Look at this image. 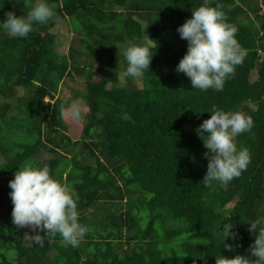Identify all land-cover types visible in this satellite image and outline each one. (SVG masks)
<instances>
[{"label":"trees","instance_id":"trees-1","mask_svg":"<svg viewBox=\"0 0 264 264\" xmlns=\"http://www.w3.org/2000/svg\"><path fill=\"white\" fill-rule=\"evenodd\" d=\"M47 2L56 5L59 20L71 18L85 32L80 42L88 60L74 62L72 49L68 60L55 52L54 20L35 24L25 38L10 37L0 27V175L12 180L40 151L52 154L36 167L47 165L53 178L72 189L79 222L89 231L78 247L65 246L59 235L46 237L41 247L31 238L36 233L12 223L10 204L0 213V264H205V259L215 264L218 255L248 256L256 235L248 223L263 219L257 207L264 203V8L252 0H210L212 7L223 5L247 55L222 91H201L175 69L188 46L177 28L204 0ZM34 3L0 0V23L6 12L23 16L29 10L25 5ZM147 36L157 48L138 87L132 78L119 77L110 53L119 48L125 53L130 40L151 45ZM94 61L100 64L97 79ZM121 61L123 73L124 55ZM67 77L84 81L83 91H72L74 99L58 96ZM16 87L27 90L21 101L13 99ZM8 98L3 106L1 100ZM77 99L87 114L83 138L72 141L60 108ZM213 106L244 112L254 126L236 138L237 147L251 153L247 169L227 185L213 181L209 187L202 181L207 149L196 129ZM20 118L22 130L10 142L8 130ZM86 154L92 163H86ZM8 185L0 195L10 199ZM230 203L226 215L222 210ZM226 223L233 225L235 239L223 241L218 233ZM225 244L233 250H225Z\"/></svg>","mask_w":264,"mask_h":264},{"label":"clouds","instance_id":"clouds-1","mask_svg":"<svg viewBox=\"0 0 264 264\" xmlns=\"http://www.w3.org/2000/svg\"><path fill=\"white\" fill-rule=\"evenodd\" d=\"M25 7L29 10L23 16L17 17L12 11L5 13L6 19L0 23V27L10 37L25 38L35 30V24H47L59 19L56 5L49 4L47 0H35L34 4ZM177 32L188 46L175 70L190 80L193 89L222 91L225 82L235 75L236 67L242 64L247 55V50L236 39L238 28L228 22L223 5L217 3L212 7L210 0H204L201 6L192 11L191 18L177 28ZM147 39L153 43L143 45L132 40L128 42L124 53L127 67L122 73L125 78L142 80L145 73H149L155 52L152 48L156 50L157 44L148 36ZM60 111L71 122H79L83 118L82 102L79 100H73L67 106L61 105ZM124 118L130 119V116L126 114ZM253 126L251 116L244 112H225L212 107L210 118L196 129L198 136L204 138L203 144L207 149L205 158L208 164L202 180L206 186L210 187L213 181L227 185L247 169L251 153L247 147L238 148L236 138L250 132ZM8 186L13 205L12 223L18 229L28 228L36 233L31 236L34 243L42 247L46 237L59 235L65 246H79L89 229L79 222L78 197L65 183L53 178L47 165L19 167ZM248 224V231L256 233L248 249L249 255H236L234 258L218 255L215 264H264V219H256ZM232 229L233 225L226 223L223 231H218L223 241L236 238L237 234ZM224 247L227 251L233 250L230 244Z\"/></svg>","mask_w":264,"mask_h":264},{"label":"rangeland","instance_id":"rangeland-1","mask_svg":"<svg viewBox=\"0 0 264 264\" xmlns=\"http://www.w3.org/2000/svg\"><path fill=\"white\" fill-rule=\"evenodd\" d=\"M255 4L260 5L262 8H264V0H252ZM250 15L252 16V13H250ZM50 34H53L55 37V52L59 53V54H63L64 56H66V60H68V51L70 49H72L74 51V58L77 64L81 63H85L86 60H88V57L85 56L82 52V47H81V38H86L87 35L85 34V32L82 30V28L80 29L79 25L77 22H75L74 20H71V18H66L64 20H59V19H54V24L53 27L50 29ZM101 41L97 42L98 45H100ZM128 46V45H127ZM126 46V48H127ZM100 47V46H99ZM102 49L105 52L104 54L108 55V48L104 47L102 45ZM122 48L119 49H115L114 52H111L110 55L113 56V62L115 64L114 69H116L118 71V75L119 77H122V71L124 70V64L121 61V56L124 55V52L122 51ZM96 61V59H95ZM94 61V62H95ZM100 68V64L98 62L94 63V72L96 74V79H97V72ZM256 75L255 71H253L252 73V77H254ZM80 77H74L73 79H69L68 77L64 79V81H62L59 86H58V96L62 97V98H68V99H74L73 98V93L72 91H83V79H79ZM138 83V87H141V83L138 82V80H135ZM124 83V80L122 78H120V82L119 84L122 85ZM13 93H14V97L16 100H20L21 98H24L27 94V90L25 88H18L16 87L15 89H13ZM48 98H45L44 101L47 102L49 100H47ZM11 100V98L8 99H2L1 100V104H3V106H5L6 102H9ZM79 100V99H77ZM80 101V100H79ZM83 107V112H82V119L79 122H71L68 119H66L63 116V121L66 124V130L64 131L65 134L70 137V139L72 141H77V140H81L83 138V134H82V128H83V124H84V116L87 114V108L84 107V105H82ZM4 109H0V113L3 112ZM6 115V114H4ZM24 121L20 119H18V124H15L14 127H12L10 130H8V134H10V142H11V137L12 134L15 133L16 131L17 133H20V130H22L21 128V124H23ZM6 132V130H5ZM26 135V134H25ZM0 137H2L0 135ZM22 137V136H21ZM23 138H20L18 140H22ZM1 140V138H0ZM9 140V139H8ZM2 142V140H1ZM99 154V157L101 159H104L101 157L100 153L97 152ZM89 158H88V162L86 163H92L94 161V159L92 157H90L88 154H86ZM53 158L52 154L49 153H45L44 150L40 151L39 153H37L29 162L28 165L34 166L36 167V163H45L47 164V162ZM86 159V158H85ZM11 177H6L5 175H0V193H1V189L3 186L6 185V183L8 181H10ZM14 179V178H13ZM71 189V188H70ZM12 205L11 199H8L6 197V195H0V213H3L6 211L7 207L9 205ZM232 205L233 203H230L228 205H226L223 208V212L226 215H229L231 209H232ZM13 206V205H12ZM257 210L259 212H261V215L263 216L264 219V203L261 204V202L258 203V207ZM257 211V213H259ZM143 213H139L140 216V225L144 226L145 224V219L143 217ZM124 234V233H123ZM83 241V240H82ZM125 241V240H124Z\"/></svg>","mask_w":264,"mask_h":264}]
</instances>
